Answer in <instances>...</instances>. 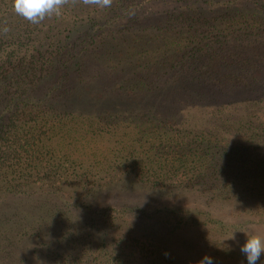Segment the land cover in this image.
<instances>
[{"label": "trees", "instance_id": "16d2710c", "mask_svg": "<svg viewBox=\"0 0 264 264\" xmlns=\"http://www.w3.org/2000/svg\"><path fill=\"white\" fill-rule=\"evenodd\" d=\"M245 1L247 5H243L242 14L253 21L242 18L241 23L248 29L255 22L264 24L255 18V9L250 8L258 0ZM261 7L264 9V5ZM17 25L8 33L10 38L6 37L14 45L7 40L8 44L0 47V53L5 52V61L0 64V209L11 202L24 205L13 212L9 208L2 210L8 215L0 214V244L4 240L11 244L17 241L22 247L19 253L34 256L31 264H82L88 251L108 247L105 238L115 229L114 221L128 212L125 196L139 192L151 196L171 194L180 186L194 188L192 184L197 181L214 180L223 189L221 182L229 179L237 183L240 179V171L236 178L231 172L216 175L221 168L233 166L227 159L228 152L218 145L209 130L188 124L197 122L192 110H187V118L178 112L186 101L198 108L206 106L204 102L208 98L199 95L200 90L196 89L204 87L203 79H175L172 80L178 82L175 87L163 85L157 89L146 79H136L134 83L116 81L112 86L105 84V92L97 84V73L102 66L92 59L88 62L89 55L109 60L114 51H120L115 46L102 49L103 42L96 41L98 30L95 31L92 19L84 27L68 31V40L74 38L70 53L75 55L65 60L64 65L57 57L67 47L50 51L43 44H32L34 39L30 36L34 33ZM65 66L69 87L63 85L60 89L48 85L58 80L57 74ZM9 71L14 73L13 77ZM87 72L92 77L80 80L79 76ZM256 73L259 75V69ZM209 89L205 93L212 90ZM160 95L162 103H153ZM246 96V101L260 97L257 90L246 92ZM197 99L199 105L193 103ZM258 108L253 107L256 112ZM198 110L203 109L194 111ZM169 111L175 113L174 118H169ZM125 112L132 113L129 119H134L119 117ZM137 121L157 129L145 133L140 125H133ZM77 124L84 130L80 149L85 150L83 158L74 155L77 151L74 146L60 142L59 134L69 136L78 132ZM174 126L183 130L169 132ZM95 141L110 144L96 156L94 147L98 143ZM137 150L141 153L136 158ZM215 164L220 166L219 171ZM248 189H237L238 196L248 198ZM201 195L198 197L202 198ZM120 197L124 198L121 204L125 209L120 207L113 216ZM129 220L133 233L140 234L145 229L150 234V228L153 230V224L148 225L140 217ZM15 230L19 231L15 233L19 237L12 241ZM87 264L96 263L88 260Z\"/></svg>", "mask_w": 264, "mask_h": 264}, {"label": "rangeland", "instance_id": "374dc122", "mask_svg": "<svg viewBox=\"0 0 264 264\" xmlns=\"http://www.w3.org/2000/svg\"><path fill=\"white\" fill-rule=\"evenodd\" d=\"M243 5H247L245 0H112L110 7L100 8L76 0L74 5L71 2L66 5L61 15H53L34 25L15 13L13 0L0 1L3 12L0 28L4 21L10 29L18 24L34 33L30 36L34 39L32 44H43L50 51L55 47H67L57 57L62 65L75 55L70 53L74 38L68 40V31H75L77 26L84 27L92 19L95 31L98 30L96 41L102 40V49L115 46L120 51H114L109 60L91 53L90 60L87 59L101 64L97 84L105 92V84L112 86L116 81L134 83L136 79H146L157 89L163 85L175 87L178 84L172 82L175 79H203L204 87L196 86V89L200 90L199 95L208 98V102H204L206 106L198 108L184 100L178 112L186 115L187 110H192L197 122L188 124L209 130L218 145L228 152L227 159L233 166L221 168L220 172V166L215 164L219 171L216 175L231 172L236 178L238 171L242 173L238 175L237 183L229 179L221 182L223 189L214 180L209 183L197 181L192 184L194 188L180 186L171 194L151 196L139 192L125 196L132 211L128 209L114 221L115 229L105 238L108 247L88 251L89 256L82 258V264H87L88 260H94L96 264H197L205 255L212 257L214 264H247L246 257L240 252V246L247 240L246 233L264 236V24L255 22L254 27L246 28L241 23L242 18H247L242 14ZM263 5L264 0H258L256 5L251 3L250 8L255 9V18L264 22ZM6 37L10 38V35L0 31V47L8 44ZM8 41L14 45L13 40ZM4 54L0 53V64L5 61ZM45 65L48 66L47 61ZM67 72L65 66L57 74L58 80L48 85L60 89L65 87L63 85L68 86ZM86 74L79 79L92 77V73ZM9 75L13 77L14 73L9 71ZM43 79L50 80V77ZM205 89L211 91L205 93ZM255 89L260 97L246 101V92H256ZM157 101L162 103L161 95L153 103ZM198 102L197 99L193 103L199 105ZM256 106H259L258 112L253 109ZM196 109L203 110L194 111ZM168 115L175 117L172 111ZM120 116L134 119H129L132 113H120ZM136 124L145 133L157 129L154 126L147 128V124L138 121L133 123ZM179 130L183 129L174 126L168 131ZM76 131L75 135L59 134L60 142L64 146H74L73 149H77L74 155L83 158L85 150L80 151L83 127L77 124ZM107 141H95L98 143L94 147L96 156L109 146ZM139 153L137 150L134 156L137 158ZM246 188H249L248 198L238 196L237 189ZM200 194L202 198L198 197ZM123 199L118 198L120 204L115 207L117 211L112 212L113 216L120 207L125 209L121 204ZM23 205L8 203L0 209V214L8 215L2 210L16 211ZM132 217L153 224L150 234L145 229L140 234L133 233L129 220ZM18 237L16 234L11 239L14 241ZM21 249L17 241L11 244L4 240L0 244V264H31L34 256H24L22 251L19 253ZM256 264H264V254Z\"/></svg>", "mask_w": 264, "mask_h": 264}, {"label": "clouds", "instance_id": "9594fccd", "mask_svg": "<svg viewBox=\"0 0 264 264\" xmlns=\"http://www.w3.org/2000/svg\"><path fill=\"white\" fill-rule=\"evenodd\" d=\"M70 2L74 5L76 0H13V8L17 15L31 24L38 25L46 18L61 15V10ZM82 2L85 5L104 8L110 7L112 0H82ZM0 31L5 35L11 31L7 21H4ZM246 236L247 240L240 246V252L246 257L247 264H256L264 254V236L255 232L246 233ZM231 239H234V236ZM197 264H214V262L212 257L205 255Z\"/></svg>", "mask_w": 264, "mask_h": 264}]
</instances>
